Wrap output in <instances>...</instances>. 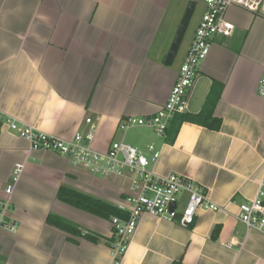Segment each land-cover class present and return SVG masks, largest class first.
Segmentation results:
<instances>
[{
	"label": "crops",
	"instance_id": "crops-1",
	"mask_svg": "<svg viewBox=\"0 0 264 264\" xmlns=\"http://www.w3.org/2000/svg\"><path fill=\"white\" fill-rule=\"evenodd\" d=\"M183 6L184 0H0V112L65 140L87 131L90 119L97 125L93 148L107 150L124 136L120 120L152 116L166 102L197 28L166 66ZM225 18L234 31L212 42L186 113H200L217 82L220 128L184 122L172 143L132 129L143 135V148L152 144L159 152L149 171L191 180L223 212L199 210L187 228L142 216L121 264H264V235L236 218L264 180V100L255 93L264 72V16L231 7ZM16 164H23L11 197L18 228L0 234V263L110 264V220L58 201L57 193L66 187L117 207L124 189L53 152H29L28 142L0 122V194ZM49 215L96 241L49 226Z\"/></svg>",
	"mask_w": 264,
	"mask_h": 264
},
{
	"label": "built area",
	"instance_id": "built-area-1",
	"mask_svg": "<svg viewBox=\"0 0 264 264\" xmlns=\"http://www.w3.org/2000/svg\"><path fill=\"white\" fill-rule=\"evenodd\" d=\"M202 1L204 11L166 102L152 116L120 120L117 130L121 133L125 134L133 128H147L165 140L170 121L187 113L188 95L198 77L199 65L207 58L212 42L216 38H228L234 31L233 24L225 18L228 9L239 7L264 16V0ZM255 93L264 100V72L258 79ZM0 122L12 134L28 142L29 152H53L65 157L73 168L119 181L124 189V197L116 208L124 216L110 219L113 231L109 244L110 264H121L138 221L144 215L159 221L176 222L187 228L193 224L199 210L223 212L191 180L177 175L159 176L149 171V164L159 158V152L152 144L146 145L149 158L137 148L120 141L111 142L105 151H98L92 146L97 125L90 119L85 120L88 130L77 133L69 140L41 133L1 112ZM22 171L23 164L13 167L9 182L0 194V234H13L18 228L12 217L11 197ZM238 209L237 220L247 229L264 235V180L259 184L255 198L249 204L239 205Z\"/></svg>",
	"mask_w": 264,
	"mask_h": 264
},
{
	"label": "trees",
	"instance_id": "trees-1",
	"mask_svg": "<svg viewBox=\"0 0 264 264\" xmlns=\"http://www.w3.org/2000/svg\"><path fill=\"white\" fill-rule=\"evenodd\" d=\"M221 91V84L213 82L205 98L200 113H198L197 115L185 114L182 116H176L174 119H172L168 124V127L165 132V141L168 143H172L175 139L180 125L184 122L197 124L211 131H217L220 128L221 121L214 115V106L220 97ZM57 200L66 205L81 210L84 213L101 219L110 220L112 217L124 216V213L119 211L115 206L66 187H62L59 190V192L57 193ZM46 223L49 226L57 228L58 230L66 234L72 236L82 235L75 224L58 216L49 215L46 219ZM82 236L87 241H96V237L93 235L84 234Z\"/></svg>",
	"mask_w": 264,
	"mask_h": 264
},
{
	"label": "rangeland",
	"instance_id": "rangeland-1",
	"mask_svg": "<svg viewBox=\"0 0 264 264\" xmlns=\"http://www.w3.org/2000/svg\"><path fill=\"white\" fill-rule=\"evenodd\" d=\"M190 3H194L195 4V7H194V10H193V13L191 15V18L189 20V23L187 25V28H186V31L183 35V38H182V41H181V48H183L185 46V42L188 40V38L190 37V34L191 32L193 31V29L196 28V24L198 23L199 19L201 18V15H202V11H203V8H204V5H203V1L202 0H184V6H183V14L179 20V24L184 16V13L186 11V8L187 6L190 4ZM139 130H143V129H139ZM148 131V132H151V130L149 129H145L144 128V131ZM135 131L130 129L128 131H126V133L124 134L123 138H118L116 139V141H122L124 144H127V145H130L132 147H136L138 150H140L143 154H145L148 158H149V155H147V152H146V146L143 148L142 145L144 143L143 141V135L142 137H140L141 134H138V133H135L133 134ZM138 134V136L136 135ZM154 134V133H153ZM128 136H131L132 139L131 140H128ZM148 145V144H147ZM140 148H143V149H140ZM77 170L81 171V169L77 168ZM83 172V171H81ZM88 174V173H86ZM91 176H94L91 174ZM99 179H104L102 176H95ZM107 180H111L110 178H107ZM113 180V179H112ZM119 181H116L115 183L117 184V186L121 187V185L118 183ZM119 187V188H120Z\"/></svg>",
	"mask_w": 264,
	"mask_h": 264
},
{
	"label": "water",
	"instance_id": "water-1",
	"mask_svg": "<svg viewBox=\"0 0 264 264\" xmlns=\"http://www.w3.org/2000/svg\"><path fill=\"white\" fill-rule=\"evenodd\" d=\"M194 7H195V4L194 3H190L187 8H186V11L184 13V16L178 26V29L176 31V34H175V37L173 39V42L169 48V51L166 55V58L164 60V64L166 66H170L176 56V53L179 49V46L181 44V41H182V38H183V35L186 31V28H187V25L189 23V20L191 18V15L193 13V10H194ZM174 208V206L172 205V209Z\"/></svg>",
	"mask_w": 264,
	"mask_h": 264
}]
</instances>
